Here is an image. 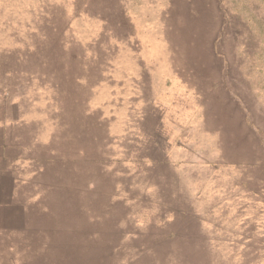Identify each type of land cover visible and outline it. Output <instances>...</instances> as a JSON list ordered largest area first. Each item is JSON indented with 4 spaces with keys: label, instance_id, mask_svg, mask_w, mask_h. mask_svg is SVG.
<instances>
[{
    "label": "rangeland",
    "instance_id": "374dc122",
    "mask_svg": "<svg viewBox=\"0 0 264 264\" xmlns=\"http://www.w3.org/2000/svg\"><path fill=\"white\" fill-rule=\"evenodd\" d=\"M0 153V264H264V0H0Z\"/></svg>",
    "mask_w": 264,
    "mask_h": 264
},
{
    "label": "crops",
    "instance_id": "0c3cea01",
    "mask_svg": "<svg viewBox=\"0 0 264 264\" xmlns=\"http://www.w3.org/2000/svg\"><path fill=\"white\" fill-rule=\"evenodd\" d=\"M7 153H0V162H5L4 157L7 158ZM21 157H25V153L21 156ZM2 167H4V169L2 170V172H5L7 175H13V168H14V163L11 160H6L5 165L3 166V164L1 165ZM39 193V195L36 196L37 200L36 201H29V203H31V207H37L40 208L41 210H47L48 208H50L51 210L53 209L54 206V200H52V196L49 195V191L46 190H42L41 192H37V194ZM25 194H29L26 192H21V191H8V193H6V195L4 196L7 200L5 201L4 205L6 206H15L19 203H27L28 201H24L22 200L20 202V199L22 198H27L28 196H25ZM15 198V200H13ZM28 199V198H27ZM49 200V201H48ZM3 205L0 204V211L2 210ZM7 233V232H6ZM9 244H7L4 249V255H10L11 253V249L8 246ZM8 247V248H6ZM14 254L17 255L18 253L15 251V249L13 250Z\"/></svg>",
    "mask_w": 264,
    "mask_h": 264
}]
</instances>
